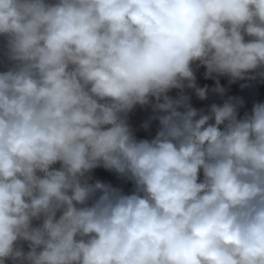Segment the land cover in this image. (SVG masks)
Instances as JSON below:
<instances>
[{"label": "clouds", "instance_id": "1", "mask_svg": "<svg viewBox=\"0 0 264 264\" xmlns=\"http://www.w3.org/2000/svg\"><path fill=\"white\" fill-rule=\"evenodd\" d=\"M0 42V264H264V102L184 91L264 80V0H0Z\"/></svg>", "mask_w": 264, "mask_h": 264}, {"label": "rangeland", "instance_id": "2", "mask_svg": "<svg viewBox=\"0 0 264 264\" xmlns=\"http://www.w3.org/2000/svg\"><path fill=\"white\" fill-rule=\"evenodd\" d=\"M246 40L251 39L250 37H245ZM7 67V61L4 57L2 50V42H0V71L5 70ZM194 72L196 74L197 86L204 87L207 85L209 91L207 93L206 100H199L192 89H185V93L191 96V103L194 107L200 109L203 108L205 111L210 107L212 103L222 104L225 99L229 96L240 97L244 100V107L240 109V115L242 116L245 111H250L254 102H264V80L259 77L255 80H240L235 83H229L228 77H217L220 81V85L226 89L224 96L219 95L212 91L216 86L215 79H205L204 72L206 71L203 67L193 66ZM245 85V87H241ZM179 90H172L169 95L176 97ZM153 116V111L150 107H140L137 106L128 114V123L133 128L138 139H151L155 136L158 122L151 120L150 128L145 130L142 125L149 121ZM58 167V165H57ZM94 180H100L104 183L111 184L114 187L121 189L124 193H129L132 191V184L121 177H118L115 173L106 171L103 168H98L91 174ZM34 226L39 222L34 221ZM23 250L27 252L28 244L23 242ZM6 264H11V261L6 262Z\"/></svg>", "mask_w": 264, "mask_h": 264}]
</instances>
